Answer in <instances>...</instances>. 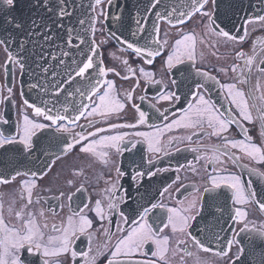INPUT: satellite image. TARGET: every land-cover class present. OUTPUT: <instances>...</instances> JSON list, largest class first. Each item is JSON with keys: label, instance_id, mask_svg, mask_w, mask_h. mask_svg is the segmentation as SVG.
I'll list each match as a JSON object with an SVG mask.
<instances>
[{"label": "snow or ice", "instance_id": "1", "mask_svg": "<svg viewBox=\"0 0 264 264\" xmlns=\"http://www.w3.org/2000/svg\"><path fill=\"white\" fill-rule=\"evenodd\" d=\"M113 4L0 0V106L17 108L14 122L0 108V187L9 189L0 192V264H214L201 253L247 264L242 234L259 241L264 264V227L249 220V206L264 212V93L241 87L254 71L264 76V55L256 51L259 44L264 53V37L251 54L243 50L246 25L264 28V15L245 16L237 27L243 0H136L116 4L120 14L110 16ZM111 41L128 53L114 57L122 71L105 63L101 46ZM198 44L229 49L234 62L214 66L226 79L200 66ZM110 74L131 86L121 91ZM17 77L32 94L24 98L21 90L19 106L11 86ZM256 124L259 141L247 126ZM70 155L102 166L96 183L104 186L79 181L83 168L66 179L63 170L53 173ZM181 170L203 173L183 198ZM225 226L230 238L220 235ZM248 254L256 256L255 247Z\"/></svg>", "mask_w": 264, "mask_h": 264}, {"label": "flooded vegetation", "instance_id": "2", "mask_svg": "<svg viewBox=\"0 0 264 264\" xmlns=\"http://www.w3.org/2000/svg\"><path fill=\"white\" fill-rule=\"evenodd\" d=\"M105 7H107L105 5ZM255 15L252 16V18H254L257 15H264V4L261 3V0H257V7H256V11L254 12ZM233 19L236 22V26L240 27V25H238V20H237V16L233 17ZM246 21L243 23L245 24ZM196 22L193 21L192 24L189 25V27H195ZM248 28V31L250 33L249 38L246 40V42L243 45V50L246 52H249L251 54V50L253 47V41L257 40V38H261L264 37V28H262L259 23H249L246 25ZM99 28V25L97 26ZM196 32L199 33L200 29L199 27L195 28ZM172 35H170L168 38L170 40V42L173 41L174 39V35H175V30H171ZM233 34H242V33H236L235 31L233 32ZM162 38H163V32H162ZM107 37V33L101 34L100 32L97 33L96 39L97 41H100L102 39H105ZM260 48L261 46L259 44L256 45V51L258 53H260V55H264V53L260 52ZM101 51L103 52V55L105 57V63L107 66L112 67L115 66L117 68L118 71H122V64L120 63V59L123 58H128V53L123 51L122 48H120L119 46H117V44H115L114 41H111L107 46H101ZM216 52V55H213V52ZM201 52L203 53L205 59L202 65V67H204L206 70L210 71L213 75H218L219 78L221 80L226 79V77H224L222 74H218L215 72L214 66L215 67H220V66H226V65H230L231 63H233V59L231 57V55H229V49H226L224 47H219L218 50L217 49H213L208 45H197V56L199 59V56L201 54ZM116 58H120V59H115ZM156 68H159V60H157L156 62ZM231 75V74H230ZM110 79H114L116 81L117 87L118 89H120L121 91H123L124 89H128L131 84L132 81H122L119 77H115L113 75H109ZM259 80V84H260V91L257 92L256 91V85H257V81ZM4 85V80L2 78H0V86ZM11 86H13L14 89V99L17 101V106L20 105L21 103V97H20V91H21V83H20V78L17 77V80L14 84H12ZM241 87L244 89V91L247 93L249 90H251L253 92L254 95L259 96L261 93H264V76H261L259 73H256L255 71L253 72V74L249 77V83L247 85H241ZM6 94V93H5ZM141 94H145L140 90H137V95H141ZM155 94V90L152 88H149L146 95H148L149 97L153 96ZM136 103H140L139 100L136 101ZM249 103L251 104L252 101H249ZM257 104L260 103L259 100L256 101ZM142 108L146 111H150V109H148L147 104H142L141 105ZM158 106H162V107H166V104H162V105H158ZM0 108H3V110L5 111V114L7 117L10 118L11 122H14L17 118V108H14L11 104H7L5 106H0ZM132 117V112L131 110H129L128 116L127 118L130 120ZM250 129V134L257 140H260V132H259V126L258 124L256 125H247ZM238 132V129L234 128L233 129V135H236ZM179 134V133H177ZM203 143L208 144V143H218V141L215 140V138H205L203 140ZM185 156H187L188 160H193V155L192 153H185ZM243 163H248L250 167H261L260 165H257L255 162H249L247 160L242 161ZM88 161L84 160H78L74 157V155H70L68 156L66 159L60 161L57 163V165L54 167L53 169V173L57 172V171H61L63 170V177L62 179H66V178H71V173L73 171V169H79V168H83L84 170V177H80L79 181H84L85 177L87 178L88 181H90L98 190L99 188H102L104 186L103 184V180H100L99 184L96 183V177L99 175H103L104 169L102 168V166L96 164L93 165L92 167H88ZM180 163H185V160L181 159ZM202 163V162H201ZM162 166H169L168 165V161L166 160ZM176 166V160L173 159L171 161V167H175ZM197 167L199 168L200 165H197ZM229 167L231 168V165H229ZM261 170H264V167H261ZM166 178H174L175 173H168L165 174ZM180 175L182 177V182L188 186L186 191L182 192V195L180 198H183V195H187L188 192L193 191L192 186L195 185L197 187H199L202 183H203V173L201 171L200 175H197L195 173L192 172H188V171H184L181 170ZM245 179H248L249 177L247 176V173H245L244 176ZM252 179H256L255 177H252ZM78 181V182H79ZM170 182V180H169ZM87 186V185H86ZM9 191V189L7 188H3L0 187V192H4L7 193ZM90 194L93 195V198H95V194L93 192V189L90 187L89 189ZM5 200V210L7 209V200H8V196L5 195L4 197ZM50 205L55 206L56 202L55 201H50L49 202ZM41 206L43 207H48L49 205H44L42 204ZM250 208V213H249V220L254 222V226L257 228L260 227H264V212H261L256 206H249ZM66 211V209H65ZM252 226V225H250ZM238 227V226H236ZM243 235V239L246 238V242L248 244L254 243V241H249L248 236L246 234H242ZM245 237V238H244ZM105 240L104 237L100 236L98 238V240L96 241L97 243H103ZM250 246V245H249ZM78 247L80 248H85V244H78ZM86 250V249H85ZM236 249L233 248L232 252L235 253ZM202 256H205L206 258L212 260L214 262V264H223V260L220 258H216L214 256H212L211 254H203L201 253ZM178 261V258H176ZM188 261V264H191L192 262V258H186ZM255 260L252 259H247V264H254ZM175 264V262H174Z\"/></svg>", "mask_w": 264, "mask_h": 264}, {"label": "water", "instance_id": "3", "mask_svg": "<svg viewBox=\"0 0 264 264\" xmlns=\"http://www.w3.org/2000/svg\"><path fill=\"white\" fill-rule=\"evenodd\" d=\"M174 2H178V0H167V3L169 5H171ZM84 3H88V0H84ZM125 3H128L129 7H132L135 3L136 0H114V4L111 7V9H109V15L111 16L113 13L115 14H120V9L117 8L115 5L119 4L121 6H123ZM244 3V11L241 12L238 16H237V20H238V25H242L245 22V16L252 18V16L255 15V11H256V7H257V0H243ZM113 22L111 21V19H109L106 22V26L107 27H112ZM107 27H106V33H107ZM117 44V43H116ZM119 45V44H118ZM120 47H122L121 45H119ZM25 80H27V77H24ZM23 92L25 93V97L24 98H31L32 94L28 91L27 86L25 85L23 87ZM230 223V222H229ZM221 236H226V237H231V232L227 230V226H225V231L220 233ZM221 244L224 243L223 240L220 241ZM250 245V246H249ZM244 246L246 248V257L247 259H254L255 262L254 264H258V260H259V252H260V245H259V241H254V243L251 244H246L244 242ZM213 248H216V244H212ZM251 247H255V251L257 253L256 256H252L250 254H248V249ZM242 259H244L242 257ZM239 263V261H237Z\"/></svg>", "mask_w": 264, "mask_h": 264}]
</instances>
